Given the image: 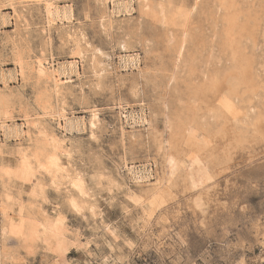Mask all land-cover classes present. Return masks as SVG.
<instances>
[{
    "label": "rangeland",
    "instance_id": "obj_1",
    "mask_svg": "<svg viewBox=\"0 0 264 264\" xmlns=\"http://www.w3.org/2000/svg\"><path fill=\"white\" fill-rule=\"evenodd\" d=\"M20 1L0 0V119L6 123L0 133V196L6 192L16 203L7 219L18 224V204L28 203L32 185L8 180L5 171L12 172L38 130L69 151L61 158L65 175L77 174L86 193L75 212L67 204L68 185L48 186L42 179L45 192L36 204L47 219H62L61 258L40 245L33 254L20 249L13 234L3 233L0 218V264H264V140L249 133L237 141L233 123L223 124L227 132L213 133L222 123L213 117L217 103L208 90L217 75L214 90L224 96L238 87L237 98L251 101L247 120L264 113V0H233L237 17L230 32L215 0ZM45 3L67 17L59 14L48 23ZM161 3L194 14L181 52V29L162 26ZM38 61L61 73L58 95L51 82H38ZM42 107L62 108L66 120L50 121ZM189 120L211 127L196 132L197 139L215 137L216 147L213 140L210 145L227 156L197 188H189L183 174L185 146L178 145L183 171L170 177L164 161L177 122ZM152 189L169 193L154 213L145 199Z\"/></svg>",
    "mask_w": 264,
    "mask_h": 264
},
{
    "label": "bare ground",
    "instance_id": "obj_2",
    "mask_svg": "<svg viewBox=\"0 0 264 264\" xmlns=\"http://www.w3.org/2000/svg\"><path fill=\"white\" fill-rule=\"evenodd\" d=\"M20 1V0H19ZM22 1V0H21ZM20 1V3H21ZM35 1V0H34ZM45 1V0H44ZM98 1V0H97ZM102 3H107L110 0H101ZM187 1V0H186ZM197 1V0H196ZM216 4H217V10L221 11L223 13V24L227 29L228 32H230L233 29L234 24H236V17L237 15L235 14L236 10H233L234 6H233V0H215ZM9 2V1H8ZM30 2H32V0H30ZM38 2V1H37ZM48 2V1H46ZM214 2V1H213ZM39 3V2H38ZM119 3V2H118ZM121 3V2H120ZM131 3V2H129ZM180 2H178V6L180 7ZM215 3V2H214ZM46 5H44V9H45V15H46V20L49 23L50 20L53 21V17H58V15L60 14H65V13H58L57 10L55 8H53V6H51L48 3H45ZM112 4L114 5V2H112ZM124 4V3H123ZM160 4V3H159ZM163 3H161L162 6ZM168 4V2L166 3ZM175 4V3H174ZM116 5V4H115ZM118 5V4H117ZM126 5V4H125ZM124 5V6H125ZM176 5V4H175ZM194 5V4H193ZM206 5V4H205ZM106 6V5H105ZM112 6V5H111ZM123 7V5H121ZM144 6H146L144 4ZM159 6V5H158ZM169 6V5H168ZM177 6V5H176ZM196 6V4H195ZM236 6V5H235ZM117 7V6H116ZM120 7V8H122ZM160 7V6H159ZM159 7H156L159 9ZM184 9L185 6L183 5ZM209 7V6H208ZM238 7V6H237ZM103 8V7H102ZM115 8V7H114ZM213 8V7H212ZM68 9V8H67ZM107 9V8H106ZM145 9V8H144ZM180 9V8H178ZM182 9V8H181ZM194 9V8H193ZM196 9V8H195ZM238 9V8H237ZM71 10V9H70ZM116 10V9H115ZM119 10V9H117ZM157 10V9H156ZM188 10V9H187ZM212 10V9H211ZM216 10V11H217ZM67 11V10H66ZM64 11V12H66ZM113 11V10H112ZM152 11V10H151ZM186 11V10H185ZM184 10H177L176 8L173 9V7H166V6H162L160 7V10L158 11V18L160 20V23L162 24V26H166L167 28L171 29V28H179L181 29V34L179 35L181 36L180 38V47H179V52H181V50L183 49V44L187 41H190L189 36L186 37L187 33V28L189 27V23H192V21L190 20V15H191V10L188 12H185ZM234 11V12H233ZM63 12V11H62ZM150 12V11H149ZM153 12V11H152ZM69 13V11L67 12ZM113 13V12H112ZM154 13V12H153ZM240 13V12H239ZM111 14V12H110ZM156 14V13H155ZM204 15V13H202ZM214 14V13H213ZM212 14V15H213ZM216 14V13H215ZM219 14L221 15V13L219 12ZM66 15V14H65ZM64 15V16H65ZM153 15V14H152ZM194 15V14H192ZM191 15V16H192ZM210 15V11L207 13V16ZM102 16V15H101ZM157 16V14L155 15ZM214 16V15H213ZM219 16V15H218ZM217 16V17H218ZM3 17V16H2ZM1 17V18H2ZM67 17V15H66ZM216 17V15H215ZM210 18V17H209ZM220 18V17H219ZM157 19V18H156ZM218 21V18H215ZM2 20V19H1ZM158 20V19H157ZM109 21V20H108ZM191 21V22H190ZM46 22V24H47ZM216 22V20H215ZM159 23V21H158ZM218 23V22H217ZM217 23H215L216 25H214V28L217 27ZM52 24V23H51ZM238 24V23H237ZM48 25V24H47ZM109 26V25H108ZM161 26V25H160ZM236 26V25H235ZM48 27V26H47ZM192 29V28H190ZM225 29V28H224ZM225 29V30H226ZM236 29H234L235 31ZM191 31V30H190ZM190 31L188 32L189 35ZM214 31V30H213ZM219 31L221 32V29L219 28ZM224 31V30H223ZM226 32V31H225ZM225 32L223 33V35L225 34ZM193 33V32H192ZM202 33V32H201ZM166 34V33H165ZM171 34V33H170ZM204 34V33H203ZM216 34V33H215ZM232 34V33H231ZM200 36V35H199ZM203 36V35H202ZM227 36V35H225ZM229 36V35H228ZM227 36V37H228ZM224 37V36H223ZM192 38V37H191ZM195 38V37H194ZM222 37H220L221 39ZM226 38V37H225ZM168 39V38H167ZM173 39V38H172ZM200 40V39H199ZM193 43V42H192ZM123 44V42H122ZM232 44V43H231ZM177 45V47H178ZM121 46V45H120ZM204 46V45H203ZM231 46V45H230ZM125 45H122V48H124ZM177 49V48H176ZM178 50V49H177ZM124 51V49H123ZM79 53L78 51H75ZM44 53V52H43ZM83 54V53H82ZM179 56V53H176ZM181 54V53H180ZM18 55V54H17ZM193 55V54H192ZM22 56V54H21ZM31 56V55H30ZM80 57V56H79ZM18 58V57H17ZM126 57H123V59ZM131 58V57H130ZM15 59V58H14ZM37 59V58H36ZM49 59V58H48ZM121 59V58H119ZM129 59V58H127ZM133 60H129L131 65H135L136 64V60L134 58H132ZM137 59V58H136ZM23 60V59H22ZM34 60V59H33ZM38 60V59H37ZM175 60V59H174ZM21 60H19V63ZM52 61V60H51ZM139 61V60H138ZM191 61V60H190ZM16 62V61H15ZM30 62V61H29ZM46 64L48 65L49 62L47 63V61H45ZM121 62V61H120ZM246 62V61H245ZM18 63V64H19ZM23 63V61H22ZM25 63V62H24ZM34 63V62H33ZM122 63V62H121ZM126 63V62H125ZM129 62L127 61V64ZM174 63V62H173ZM176 63V62H175ZM32 64V63H31ZM42 63L41 61H38L36 63H34V71H36L37 76L36 78L38 79V82H41V79H44V81L46 82H51L53 85V92L54 94H57V82L58 81V77L61 75V73L59 72L58 69L55 68V66L50 65L49 67H47V65ZM51 64V63H50ZM53 64V63H52ZM71 64V63H70ZM138 64V63H137ZM248 64V63H247ZM129 65V64H128ZM68 66V65H67ZM136 66V65H135ZM30 67V66H29ZM61 67V66H59ZM69 67V66H68ZM131 67V66H129ZM20 68V67H19ZM71 68V67H70ZM22 69V68H21ZM20 69V70H21ZM63 69V68H62ZM65 69V68H64ZM73 69V68H72ZM18 70V69H17ZM26 70V69H25ZM31 71V70H30ZM240 71V70H239ZM244 71V70H243ZM240 71V72H243ZM21 72V71H20ZM234 73V72H233ZM236 73V72H235ZM25 74V72H24ZM29 74V73H28ZM241 74V73H240ZM248 74V73H247ZM13 75V74H12ZM17 75V74H16ZM15 75V76H16ZM35 75V74H33ZM212 75V74H211ZM21 76H23L21 74ZM242 76V75H241ZM4 76H2L3 78ZM63 78V76H61ZM243 77V76H242ZM245 77V76H244ZM204 78V77H203ZM219 77L217 75H215L212 79V86L211 89L209 88L208 90L213 91L212 93L214 94V99L216 100L215 103H217V106L215 107L214 110V115L213 117L217 120H221L220 122L222 123L219 126V129L216 128L215 131L213 130V133L217 134V133H221L224 127L223 124L225 123H233L235 126V128H238L236 133L238 134L239 138L237 141H245L246 140V135L249 133L254 134V137H260L262 138V140H264V135H263V128L260 127V124L262 122H264V113H260V114H255L254 118L252 121L247 120V114L249 113V109L252 108V104L251 101L249 100L247 102V100H242V97H238L237 98V92H235L237 90V88H232V93L224 96H222L221 93H218V90H214V88H218V79ZM24 79V78H23ZM221 79V78H220ZM237 79V78H236ZM4 80V79H3ZM40 80V81H39ZM37 81V80H36ZM205 81V80H204ZM223 81V80H222ZM37 82V83H38ZM221 82V81H220ZM243 82V81H242ZM241 82V83H242ZM35 85L37 86V84L35 83ZM45 85V83H44ZM220 85V84H219ZM225 85V84H224ZM35 86V87H36ZM45 86H48L45 85ZM50 86V85H49ZM207 86V85H206ZM40 87H42L40 85ZM257 88V87H256ZM52 89V87H51ZM62 89V88H61ZM230 89V87H229ZM228 89V90H229ZM264 89V88H263ZM41 90V89H40ZM44 90V89H43ZM46 90H48L46 88ZM50 90V89H49ZM244 90V89H243ZM252 91V90H251ZM43 92V91H42ZM48 92V91H46ZM230 92V91H229ZM41 93V92H40ZM39 93V94H40ZM49 93V92H48ZM48 93H44L42 95H47ZM51 93V92H50ZM59 93V92H58ZM61 93V92H60ZM253 93V92H252ZM2 94V93H1ZM240 94V93H239ZM238 94V95H239ZM242 94V92H241ZM52 95V94H51ZM58 95V94H57ZM56 95V96H57ZM62 95V93H61ZM60 95V96H61ZM8 96V95H6ZM41 95H39L38 97H40ZM46 96V97H47ZM55 96V97H56ZM2 97V96H1ZM11 97V96H9ZM44 96L40 97L43 98ZM45 97V98H46ZM52 97V96H50ZM49 98V97H47ZM237 98V99H236ZM3 99V98H2ZM5 99V98H4ZM7 99V98H6ZM5 99V100H6ZM37 99V98H36ZM56 99V98H55ZM213 99V100H214ZM236 99V101H235ZM1 100V99H0ZM35 100V99H34ZM50 100V98H49ZM49 100L47 99V103L49 102ZM62 100V97L61 99ZM36 101V100H35ZM63 101V100H62ZM207 101V100H206ZM2 102V101H0ZM4 102V101H3ZM11 102V101H10ZM237 102V103H236ZM39 103V102H38ZM43 103V100L42 102ZM46 103V104H47ZM58 103V102H56ZM212 103V102H211ZM241 104H246L245 106H240ZM11 104L14 103H8L9 106H12ZM36 104V103H35ZM50 104V102H49ZM4 105V104H3ZM1 106V105H0ZM15 106V105H14ZM38 106V104H37ZM44 106V104L42 105ZM47 106V105H46ZM64 106V105H63ZM3 107V106H2ZM4 107L7 108V106L4 105ZM13 107V106H12ZM25 107V106H24ZM27 107V106H26ZM40 107V106H39ZM58 107V106H57ZM121 107V106H120ZM9 108V107H8ZM12 109V108H11ZM43 113L42 115L44 117H49V120L52 122H56L58 125H60V123L62 121H65V114L63 113L62 108L61 109H57L54 112H50L48 111V109L46 107H42L41 108ZM46 109L48 112H46ZM119 109V113H121L123 108H118ZM5 110V109H4ZM25 109H23L24 111ZM27 110V109H26ZM25 110V111H26ZM213 110V109H212ZM7 111V110H5ZM4 111V113H6ZM9 111V110H8ZM12 111V110H11ZM24 111V112H25ZM28 111V110H27ZM10 112V111H9ZM27 113V112H26ZM36 113V112H35ZM3 113H0V115H2ZM9 114V113H8ZM13 114V113H12ZM93 114V113H92ZM7 115V114H6ZM5 115V116H6ZM28 115V114H27ZM39 115V114H38ZM120 115V114H119ZM10 116V115H8ZM30 116V115H29ZM40 116V115H39ZM12 117V116H11ZM91 117H94L91 116ZM96 117V116H95ZM129 117V116H128ZM41 118V117H40ZM203 118V117H202ZM246 118V120H245ZM12 119V118H10ZM25 119V117H24ZM30 119V118H29ZM45 119V118H44ZM126 119V118H125ZM130 119V118H129ZM132 120V119H131ZM5 121V120H3ZM1 119H0V133H2L4 135V131H5V126L4 123ZM92 122V121H90ZM182 122V121H181ZM181 122H177L178 124L174 127V134L172 133V135H174V137H172L171 139V145H170V150L167 151L170 152L167 156H165V160L166 164H167V174L170 177H173L175 175L176 172L179 171H183V166H179V164H182V160L179 158V150H178V145L182 144L183 146H185L186 153L183 154L185 161V171H184V175L185 178L189 184V188H197V186H199L202 181L207 182L208 179L211 177L209 174L211 172V170L214 167H218V165H220L221 163L224 162L225 164V158L227 156H225L226 154L224 153V155H219L218 153L216 154L217 150L214 149L215 144H214V140L216 139L214 137L213 140V146L210 145L212 142L210 135L208 136V138H202V139H197L195 133L198 132L199 130L202 131L204 129H202V125L199 124V122L193 120L189 122H185V124H181ZM180 123V124H179ZM219 123V122H218ZM37 124V123H36ZM91 124V123H90ZM174 124V123H172ZM34 125V123H33ZM92 125V124H91ZM262 125V124H261ZM25 126V125H24ZM170 126H172L170 124ZM169 126V127H170ZM16 127V126H15ZM173 127V126H172ZM209 127V126H208ZM206 127L207 129H205L206 131H212L211 127ZM34 128V126H33ZM8 129V128H7ZM15 129V128H14ZM13 129V130H14ZM29 129V128H28ZM27 129V130H28ZM17 130V128H16ZM21 132H23V128L21 127ZM19 130V131H20ZM204 130V131H205ZM227 130V129H226ZM10 131V128H9ZM30 131V130H29ZM37 131V128H36ZM172 131V132H173ZM208 131V132H209ZM225 131V129L223 130ZM12 132V130H11ZM9 132V133H11ZM18 132V131H17ZM45 131L43 130H38L36 133L38 135L37 138H35L34 140L31 139L32 137L29 138V140H33L29 146H27L23 151H20L19 157H18V161L16 163V167L12 170L11 173H9V171H5V177L10 180L11 177H15V179L19 180L22 183V186L24 183L30 184L31 183V190H30V194L28 197V203H26V205L23 204H18V208H17V217L19 218V222L18 224H10L9 220L7 219V216H9V213L13 211V207L15 206V201L13 200L14 198L12 196H10L8 193L6 192H2L1 196H0V218L2 220L3 223V227H2V231H5L3 233L7 234H13L17 240H18V246L20 247V249H24L27 252H29L31 249H33L35 246L40 245L44 251H46L49 254H52L54 257H57V259L61 258V252L63 251V247H64V241L61 237L62 234V219L60 217L50 220L47 219L43 214H41V211L38 210L39 206L36 204L38 199H42L43 195H44V188L46 186V184L48 186H57L58 183L60 182H64L66 185H68V189L69 191H67V204L69 209L74 210L75 212H79L80 209H82V205L84 203L83 197L85 198V193H86V187H85V183L83 184L84 181H81V179H79L75 174L74 176H69V175H65L66 171L62 165V155L65 153H68L69 151L67 150V152H65V150L62 149L61 146V142L59 141V139H57V137H55L54 135H49L47 133H44ZM227 132V131H225ZM20 133V132H19ZM27 133V132H26ZM235 133V132H234ZM1 134V135H2ZM24 134V132H23ZM30 134V132H29ZM210 134V133H209ZM225 134V133H224ZM223 134V135H224ZM27 135V134H25ZM34 135V134H33ZM171 135V134H170ZM211 135H213L211 133ZM219 135V134H218ZM261 135V136H260ZM32 136V135H31ZM234 136V135H233ZM237 136V137H238ZM17 137V136H16ZM222 137V136H221ZM228 137V136H226ZM159 138V137H158ZM213 138V137H212ZM229 138V137H228ZM28 139V137H27ZM167 139V138H166ZM231 139V137H230ZM235 139V138H233ZM236 140V139H235ZM235 140H232L234 143L236 142ZM167 141V140H166ZM220 141V140H219ZM228 141V140H227ZM230 142V140H229ZM228 142V143H229ZM168 143V141H167ZM217 143V141H216ZM223 143V142H221ZM224 143H226V141L224 140ZM232 143V144H234ZM238 143V142H236ZM170 144V143H169ZM231 144V143H230ZM241 144V143H240ZM180 145V146H182ZM219 145V144H216ZM221 145V144H220ZM237 145V144H236ZM228 146V145H227ZM233 146V145H232ZM235 146V145H234ZM161 147V146H160ZM231 147V145H230ZM229 148V147H228ZM219 149V148H217ZM225 149H226V145H225ZM232 149V148H230ZM234 149V147H233ZM166 151V150H165ZM182 151V150H181ZM228 152V151H227ZM230 152V151H229ZM223 161V162H222ZM165 164V165H166ZM3 166V165H2ZM223 167V166H221ZM220 168V167H219ZM223 169V168H222ZM212 171H216V170H212ZM133 172V171H132ZM217 172V171H216ZM137 173V172H135ZM214 173V172H213ZM4 177H2L3 179ZM167 178V177H166ZM42 179L46 180V184L42 182ZM141 179V178H140ZM145 179V178H144ZM43 180V181H44ZM210 180V179H209ZM4 181V180H3ZM6 181V180H5ZM168 181V180H167ZM171 182V181H170ZM34 183V184H32ZM166 183V182H165ZM63 184V185H65ZM162 184V183H161ZM203 184V183H202ZM165 185V184H164ZM5 186V185H4ZM21 186V187H22ZM10 187V186H8ZM158 187V186H157ZM160 187V186H159ZM164 187V186H163ZM167 187V186H166ZM200 187V186H199ZM206 187V186H205ZM66 188V187H65ZM66 188V189H67ZM186 188V186H185ZM148 189V188H147ZM162 189V188H161ZM169 189V188H168ZM154 190V189H152ZM164 190L166 191L167 189L164 188ZM192 190V189H191ZM163 190H154L153 193L150 194V196L147 198L146 196V200L147 201V207L150 211H154L155 209H157L158 207L161 206V204L166 201L165 197L167 195L168 192H165ZM195 192V191H194ZM199 192V191H198ZM169 194V193H168ZM170 194H172L170 192ZM20 195V194H19ZM141 196V195H140ZM148 196V195H147ZM172 197V196H170ZM167 198V197H166ZM169 198V197H168ZM18 199V198H17ZM143 200V199H142ZM141 200V201H142ZM145 200V202H146ZM191 200V199H190ZM194 200V199H193ZM140 201V200H139ZM21 202V201H19ZM144 202V203H145ZM167 202V201H166ZM193 202V201H192ZM195 202V201H194ZM141 204V202H140ZM165 204V203H163ZM193 205V204H192ZM197 205V204H196ZM57 206V205H56ZM145 206V207H146ZM36 209V210H33ZM35 211V212H34ZM40 211V212H39ZM143 211V210H142ZM156 211V210H155ZM45 213V212H44ZM154 213V212H153ZM12 214V213H11ZM149 214V213H147ZM152 215V214H150ZM63 217V216H62ZM148 217V216H147ZM52 218V217H51ZM64 232V229H63ZM4 234V235H5ZM264 238V237H263ZM70 241V240H69ZM261 243V242H260ZM263 245V255H264V243L261 244ZM39 247H37L38 249ZM33 250H31L32 253ZM26 252V253H27ZM28 254V253H27ZM33 254V253H32ZM262 254V253H261ZM4 256V255H3ZM19 258V257H18ZM264 259V257H263ZM53 260V259H52ZM51 260V261H52ZM61 261V260H60ZM62 262V261H61ZM53 263V262H52ZM55 263V262H54ZM64 264V263H63Z\"/></svg>",
    "mask_w": 264,
    "mask_h": 264
}]
</instances>
